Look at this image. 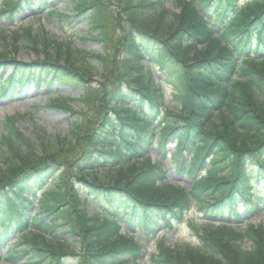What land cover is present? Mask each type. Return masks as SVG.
Returning <instances> with one entry per match:
<instances>
[{"label":"trees","instance_id":"obj_1","mask_svg":"<svg viewBox=\"0 0 264 264\" xmlns=\"http://www.w3.org/2000/svg\"><path fill=\"white\" fill-rule=\"evenodd\" d=\"M69 1L73 15H49L61 24L81 17L80 40L103 52L31 26L20 30L42 43V59L0 50V77L12 67L0 95L29 79L81 91L48 105L66 114V134L22 132L27 113L4 119L2 237L15 234L36 264H264V218L243 220L264 207V0ZM21 2L5 0L0 14L11 18ZM167 158L188 185L169 178ZM191 208L233 227L197 225ZM185 219L196 245L170 236ZM156 228L165 230L159 238Z\"/></svg>","mask_w":264,"mask_h":264},{"label":"rangeland","instance_id":"obj_2","mask_svg":"<svg viewBox=\"0 0 264 264\" xmlns=\"http://www.w3.org/2000/svg\"><path fill=\"white\" fill-rule=\"evenodd\" d=\"M38 0H30L29 3L22 5V11H16L13 14L16 17V22H10L6 13L0 15V37L1 34L6 35L5 39L0 38V50H9L10 58L16 60L29 62L34 59H42L44 54L41 51L43 45L37 40L35 44L28 41V39L22 34L21 27L32 26V33H38L39 37H42L45 33L46 37L63 41L64 39H74V42H78V32H86V21L81 17H69L64 18V24L58 23V20L53 17L47 16V11L52 7L64 9L67 13L71 14V7L69 6V0H44L45 6L38 7ZM60 1L64 3L60 4ZM5 3V0H3ZM30 5V8L28 7ZM32 7V8H31ZM32 9V10H31ZM19 29L20 36L14 38L13 33ZM80 43V42H79ZM80 46L82 44L80 43ZM83 48L86 51L103 52L102 48L94 41H87L83 44ZM52 49L50 45L48 50ZM92 64L93 60H89ZM5 73L1 75L0 82L9 75L12 71L11 65L5 66ZM79 91H70L67 87L59 86L53 83L50 87L39 86L35 87L31 82L21 88L20 92L14 93L10 96H0V133H3V120L5 116L15 114L17 112L26 113L30 112V116L25 117L18 122L20 129L24 132H33L34 127H39L46 130L49 133L60 132L66 134L68 131V121L62 111H59L53 107L48 106L50 101L54 99L57 94H78ZM38 106V107H37ZM167 165L170 166L168 163ZM178 177V176H176ZM264 210L261 211L258 216L255 217L262 219ZM199 214L197 210L192 208L188 213V218L197 219ZM254 220V219H253ZM196 223V222H194ZM161 235L163 231L157 229L154 231L153 236ZM175 238L172 235V239H176L179 242L185 241L192 244L196 243V237L194 232L189 226V220L185 219L184 222L179 225L175 231ZM137 237V235L135 236ZM16 238L10 234L7 239L0 240V264H32L34 258L30 252H24L25 248L22 244L15 245L17 250L15 255L10 254L9 248L12 247V242ZM147 249H151V244L145 246ZM71 260V257H70Z\"/></svg>","mask_w":264,"mask_h":264}]
</instances>
